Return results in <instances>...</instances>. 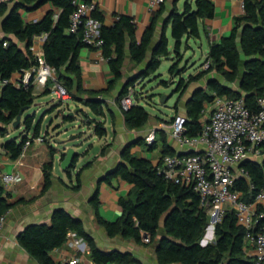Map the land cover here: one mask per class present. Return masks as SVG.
<instances>
[{
  "label": "trees",
  "instance_id": "16d2710c",
  "mask_svg": "<svg viewBox=\"0 0 264 264\" xmlns=\"http://www.w3.org/2000/svg\"><path fill=\"white\" fill-rule=\"evenodd\" d=\"M170 1L165 0L169 3ZM178 1L171 3L170 15L163 24L161 36L156 42L154 38L158 17L153 19L140 40H137L135 26L130 18L119 17L113 26L108 27L103 25L100 12H92V17L102 24L101 53L112 75L107 90L99 94L87 92L81 86L79 52L87 46L82 41L81 33H68L69 17L74 10L71 0H12L0 3V80H8L15 74H23L34 68L36 60L30 51L32 40L46 35L42 45L43 58L56 70V78L70 93L71 101L89 108L95 117L104 118L107 103L95 96L113 92L123 80L127 49L130 61L135 67L144 65V69H141L136 79L130 80L116 97L115 104L119 108L120 100L125 96L128 87L154 74L162 59L169 56V44L165 36L169 25L171 38L174 40L173 52L178 58L182 40L198 38L199 22L214 16L215 5L212 0H186L181 12H178L176 7ZM47 3L52 5L53 10H49L37 22H25L19 13L20 10H37ZM5 42L7 46L3 47ZM204 63L209 64L206 70L189 77L184 85L180 79L174 91L177 93L183 86L186 88L212 72L220 78L209 79L206 90L195 92L187 102L185 134L188 137H197L201 133L206 120V106H210L215 96H227L231 99L242 97L252 113L259 110L258 100L264 97V0H243V13L233 19V28L227 36L210 45ZM178 64L170 66V75L178 69ZM162 83L167 86V83ZM50 93L47 85L44 95ZM35 99L31 83L26 87L6 84L0 88L1 139L9 138L8 128L12 127L22 109L32 108ZM28 110L24 112L17 128L23 127V133L0 144V148L12 160L22 155L24 145L29 139L32 142L40 136L45 114L36 121L35 115L27 114ZM121 112L125 125L130 130L144 127L150 117L138 104ZM72 119L73 116H64L66 122ZM84 119L93 125L95 136L102 138L106 135L103 121L90 120L88 116ZM31 130L33 134L29 137ZM136 144H141V141ZM260 148L264 153V144ZM129 150L130 147L125 149L123 162L104 179L110 184L113 178H119L132 185L129 195L119 199L120 217L114 222L105 221L99 216L97 202L93 206L97 222L108 236L119 235L137 244L153 245L158 264H254L252 257L244 251L246 231L237 225L234 211L228 210L222 220L214 226V240L201 246L200 241L209 226V216L200 207L198 194L191 187L167 182L158 172L161 160L155 166L148 160L131 155ZM48 151L49 161L42 166L43 193L48 191L53 178L55 152L51 146H48ZM166 155H174V152L164 149V156ZM89 165L90 162L86 163L82 170ZM241 167L248 176L247 179L239 178L234 189L242 194L244 201L250 202L255 194L264 191V159L246 160ZM81 171L76 174L77 182ZM66 174L69 177L70 171ZM78 187L79 185H76L73 189ZM5 201L3 188L0 186V217L9 208ZM165 216L167 217L162 223ZM161 227L163 233L160 232ZM70 232L84 239L95 264L137 262L128 252L99 250L93 238L86 233L82 222L63 209L54 211L48 225L26 227L18 240L21 247L39 264H55L50 258V253L65 244ZM145 237L149 239L147 243L143 241Z\"/></svg>",
  "mask_w": 264,
  "mask_h": 264
},
{
  "label": "crops",
  "instance_id": "0c3cea01",
  "mask_svg": "<svg viewBox=\"0 0 264 264\" xmlns=\"http://www.w3.org/2000/svg\"><path fill=\"white\" fill-rule=\"evenodd\" d=\"M86 1L96 4V11L102 14V23L105 26H113L119 17L130 18L135 26L137 40H140L153 19L158 17L154 42L159 40L163 23L168 19L172 8L169 2L152 7L149 0ZM185 1H178L176 5L178 12L183 10ZM190 1L194 2V0ZM212 1L215 5L213 18L199 22L198 38L182 40L179 51L180 57L178 58L173 52L174 40L169 35L170 25L167 27L165 36L169 44V56L165 59L168 63L170 62L172 65L181 63L183 57L180 52L183 46L190 49L192 44L200 45L201 53L206 60L210 45L218 43L223 37L227 36L233 28V19L243 13V0ZM49 10H53V7L50 3H47L37 10L28 12L20 10L19 13L25 22L32 23L40 20ZM0 37H2L1 34ZM35 50L42 51V44L37 40L35 41ZM189 65L188 63L183 70L175 71L173 75L169 74L170 84L177 87L178 83L176 81L179 78V80H183L184 85L188 82L189 77L196 76L204 71L203 64L197 68ZM79 66L83 90L97 94L107 90L112 75L100 51L88 48L81 49L79 52ZM141 69H144V65L135 67L130 61L127 49L123 80L117 84L113 92L100 97L95 96L107 103L105 117L97 118L90 112L89 108L78 102L75 103L76 107L78 106L77 115L74 119L68 121L74 124L79 122V129L76 130L78 135L75 136H73V131L68 128V122L64 120L65 113L70 111L69 106L61 104L54 98L51 102L46 101L45 88L41 84L34 83L31 85L33 95L37 98L34 108L49 113L43 117L44 120H49L46 126L47 130L44 135H41L44 137V142H32L18 159H10L0 148V175L19 173L23 177L21 183L9 192H3V197L9 208L4 212V222L0 226V264H39L21 247L18 237L30 225L50 224L52 215L57 209H63L73 218L80 220L86 233L93 238L99 250L104 252L113 250L128 252L137 261L133 264H158L153 245L137 244L133 240L124 239L119 235L108 236L105 229L97 222L93 206L97 202L99 216L105 221L114 222L120 217L119 199L129 195L132 185L119 178H113L110 184L104 179L107 174L116 170L118 165L123 162L122 157L127 147H130L129 153L131 155L148 160L155 166L163 158L164 149L173 151L175 155L184 153L171 138L170 121L176 114L186 117L187 102L193 97L194 93L206 90L209 79L220 80V78L212 72L203 76L200 80L192 82L186 88L183 86L177 93H174V90L175 102L172 114L169 119L167 118L168 120L149 115V120L144 127L130 130L125 125L123 114L115 104V99L123 81L137 74ZM141 82L142 80H140V84ZM234 88L237 89L236 86ZM176 102L178 103L175 108ZM29 111L27 114L31 115ZM83 115L88 116L90 120L103 121L107 131L106 135L102 138L95 136L93 125H90L88 120L84 121L85 117ZM28 136L30 135L28 134ZM147 139L151 140L150 144ZM137 141H141V144H136ZM1 143L3 142L0 141ZM48 146H51L55 152L53 156V178L50 188L43 193L42 166L49 161ZM70 148L75 149L80 155L76 171H81L83 166L90 162L89 167L80 172L78 182L75 173L68 177L60 169L59 158ZM103 149L104 152L101 154ZM76 185H79L78 189H73ZM160 232L163 233L162 227ZM248 251L250 255L253 254L252 249ZM77 256L81 258V264H95L90 257L87 245H85L84 252H79L71 248L68 243H65L61 248L50 253V258L55 264L67 262L72 257Z\"/></svg>",
  "mask_w": 264,
  "mask_h": 264
},
{
  "label": "built area",
  "instance_id": "2783aa9c",
  "mask_svg": "<svg viewBox=\"0 0 264 264\" xmlns=\"http://www.w3.org/2000/svg\"><path fill=\"white\" fill-rule=\"evenodd\" d=\"M10 1L12 0H0V3ZM164 3L165 0H149L152 7ZM71 4L74 10L69 17L68 33H81L86 48L101 53L102 24L92 17L96 4L86 0H71ZM45 39L46 35H42L32 40L30 51L36 60L35 67L23 74H15L8 80H0V88L6 84L26 87L29 83H36L46 89L48 85L54 99L65 104L71 101L70 93L58 82L56 70L45 62L42 51L35 50V41L43 45ZM6 46L7 43H3V47ZM208 67V63H203L204 70ZM139 84L140 80L128 87L120 100L121 111L138 104L135 88ZM258 106L259 110L252 113L242 97L231 99L227 96H215L209 108L205 109L206 120L197 137L185 134V116L174 115L170 121L171 138L184 153L164 156L158 172L167 182L191 187L198 194L200 207L209 216L208 230L214 228L228 210L234 211L237 225L246 231L244 251L252 257L254 264H264V191L258 192L250 202H246L242 194L234 189L239 178L247 179L248 176L239 165L246 160L259 161L261 158L260 147L264 144V97L258 100ZM32 142L43 143L44 137L40 135ZM32 142L29 139L23 151ZM147 142L150 144L151 140L147 139ZM22 180L19 173L1 174L0 186L3 192H9ZM3 222L4 216H1L0 226ZM212 238L213 236L209 239L203 237L200 244H208L212 242ZM143 241L147 243L148 237ZM65 243L79 252H84L86 245L84 239L74 232L68 233ZM249 249L253 250L252 255L249 254ZM56 264H81V258L72 257L67 262Z\"/></svg>",
  "mask_w": 264,
  "mask_h": 264
},
{
  "label": "rangeland",
  "instance_id": "374dc122",
  "mask_svg": "<svg viewBox=\"0 0 264 264\" xmlns=\"http://www.w3.org/2000/svg\"><path fill=\"white\" fill-rule=\"evenodd\" d=\"M169 35H171L170 31H169ZM201 52L202 51L200 50V45L192 44V45H190V49H187L185 46H183V48L180 52L183 59H182L181 63L179 62V67L177 70H181V69L183 70L184 68H186L188 63L191 66H194L195 68L202 65L205 62V58ZM171 65H172V63H170V62L168 63V61L165 58L162 59L161 65H160L159 69L156 71V73H154V75L152 74L148 78H145L144 80H142L141 84H139L135 88V92L138 95V100H140V101H138L139 106L143 107L149 113V115L158 116L164 120H168L169 117L171 116L173 106H174V102H175V97L173 95V91L175 90L176 86H174L173 84H170L171 78H170V75L168 73V68ZM162 82L167 83V86H165ZM178 82H179V78H177L176 83H178ZM53 98L54 97L52 95H47L46 101L51 102V100ZM36 99L34 101L32 108L29 109L31 111H29V110L28 111L31 112V114L35 115L36 116L35 119H36V121H38L42 118V116H44V114L47 115L49 113H44L45 112L44 110H37V108H34ZM65 105L69 106L68 108L70 109V111L69 112L67 111L65 113V115L69 116L71 113H73V117L75 118L77 115L78 106L76 107L74 101H69V102L65 103ZM48 120L43 119L42 125H41L40 135H44V132L47 130L46 126L48 124ZM84 121H86V120H84ZM67 126L69 129H71L73 131L72 132V133H74L73 136L78 135V134H76V132H77L76 130L79 129V122H75V124L68 122ZM8 129L10 131L9 132V138L10 139L14 138V137H16V138L19 137V135L22 134L24 131L23 127L17 129V128H13L10 126ZM32 134H33V130L30 131L29 135L32 136ZM9 138H6V139L0 138V141L4 142L5 140H7ZM262 158H264V153H261V159L260 160H262ZM208 233H209V230L207 229L203 237L204 238L209 237V235H207ZM213 240H214V237L212 238V241ZM200 243H201V241H200Z\"/></svg>",
  "mask_w": 264,
  "mask_h": 264
},
{
  "label": "water",
  "instance_id": "95a60500",
  "mask_svg": "<svg viewBox=\"0 0 264 264\" xmlns=\"http://www.w3.org/2000/svg\"><path fill=\"white\" fill-rule=\"evenodd\" d=\"M175 0H171L170 3L174 2ZM165 23V21H164ZM163 23V24H164ZM138 73L137 74H134L133 76L131 77H128L125 81H123L122 85H121V88H120V91L117 93V96H119L121 90L127 85V83L130 81V80H133V79H136ZM28 110V108H25V109H22L20 111V114L17 116L15 122L13 123L12 127L13 128H18L21 124V121H22V116L24 114V112H26ZM69 116H73V114H70ZM75 138V137H74ZM73 138V139H74ZM190 153V151L188 152ZM79 158H80V155L75 151V149L73 148H70L68 149L64 154L61 155V157L59 158V162H60V169L62 172H64L66 174L67 171H70V176L71 177L74 173L75 175L77 174L78 171H76V167H77V164H78V161H79ZM77 159V160H76ZM244 162H242L239 167L242 166ZM67 175V174H66ZM108 175V174H107ZM167 216H165L163 219H162V223L165 221ZM211 230V236H214V228H210ZM201 246H205L203 244H200Z\"/></svg>",
  "mask_w": 264,
  "mask_h": 264
},
{
  "label": "bare ground",
  "instance_id": "6f19581e",
  "mask_svg": "<svg viewBox=\"0 0 264 264\" xmlns=\"http://www.w3.org/2000/svg\"><path fill=\"white\" fill-rule=\"evenodd\" d=\"M207 235H209V237L211 236V230H209V233ZM209 237H207V239H209Z\"/></svg>",
  "mask_w": 264,
  "mask_h": 264
}]
</instances>
